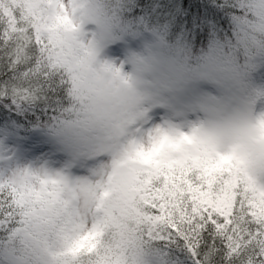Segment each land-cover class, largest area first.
I'll use <instances>...</instances> for the list:
<instances>
[{
    "label": "clouds",
    "instance_id": "clouds-1",
    "mask_svg": "<svg viewBox=\"0 0 264 264\" xmlns=\"http://www.w3.org/2000/svg\"><path fill=\"white\" fill-rule=\"evenodd\" d=\"M5 7L16 19L0 37L14 70L4 94L51 109L40 130L86 165L75 174L0 163V240L12 264H153L168 228L187 230L192 208L216 214L218 238L230 225L264 224V81L253 76L264 9L238 21L236 40L201 52L130 24L121 0ZM114 41H127L121 54ZM161 104L167 118L148 121Z\"/></svg>",
    "mask_w": 264,
    "mask_h": 264
},
{
    "label": "trees",
    "instance_id": "trees-1",
    "mask_svg": "<svg viewBox=\"0 0 264 264\" xmlns=\"http://www.w3.org/2000/svg\"><path fill=\"white\" fill-rule=\"evenodd\" d=\"M131 1L136 11L134 16L143 18L148 25L162 28L167 35L175 32L173 36L176 41H183L190 49L198 47L203 52L210 49L209 43L216 46L224 37L230 39L234 24L242 19L239 15L245 11L246 0ZM129 2L130 0H125V6L130 4ZM210 24L218 28L214 33L208 28ZM13 78L14 70L9 68L0 56V127L3 124H16L18 128L29 127L32 131H38L40 122L51 109L43 104H21L15 98L6 96L4 89L7 87V81ZM47 87L49 95L55 100L57 86L50 84ZM161 245L162 247L156 250L155 257L161 259L163 264H240L239 256L228 254L221 239L210 230L203 232L194 249L183 241L178 242L174 237H164ZM5 247L8 248L4 241L0 240V251Z\"/></svg>",
    "mask_w": 264,
    "mask_h": 264
},
{
    "label": "rangeland",
    "instance_id": "rangeland-1",
    "mask_svg": "<svg viewBox=\"0 0 264 264\" xmlns=\"http://www.w3.org/2000/svg\"><path fill=\"white\" fill-rule=\"evenodd\" d=\"M124 1L125 0H121V3L124 6L123 10L128 16V22L130 24L147 25L150 28L162 30V28H156L155 26L146 24L143 18L134 16L136 11L131 4L133 2L130 0V4L125 6ZM207 2H209V0H207ZM244 2V16H241V14L239 15L242 19L246 18L247 13L250 10L264 9V0H246ZM180 11L184 13L182 9H180ZM238 21L233 26V32L229 36L230 39L224 37L222 41L232 42L236 40L238 32L242 31ZM208 28H210L211 33H214L215 30L218 29L215 25L212 26L211 24ZM164 34L167 35L165 32ZM174 34L175 32L170 35L168 34L167 36L175 39L173 36ZM126 43L127 41H114L111 45L112 51L116 54H121L124 51L121 44ZM213 47L214 46L209 43L208 48L211 49ZM196 49H198V47ZM236 51L239 53L241 59L246 58L247 51L244 47L238 46ZM253 76L257 81H264V60L258 58V62L253 70ZM183 114L184 112L181 110H176L174 112V115L177 118ZM166 118L167 112L165 111V106L161 104L154 106L150 110L148 121L159 122ZM29 129V127L18 128L16 124H3V126L0 127V163H8L12 165L39 164L41 166H51L55 168L68 167L72 169L75 174H83L85 172V163L81 162L80 164H77L75 161L69 162L67 159V152L63 148L58 147L46 133L41 132L40 130L32 131ZM13 257L14 252L12 249L6 247L3 248L2 251H0V264H12ZM153 264H163V262L158 257H154Z\"/></svg>",
    "mask_w": 264,
    "mask_h": 264
},
{
    "label": "snow or ice",
    "instance_id": "snow-or-ice-1",
    "mask_svg": "<svg viewBox=\"0 0 264 264\" xmlns=\"http://www.w3.org/2000/svg\"><path fill=\"white\" fill-rule=\"evenodd\" d=\"M18 0H0V37H3L7 31V26L12 24L16 19V12L11 7H5V4H15ZM3 39H0V43ZM17 100V99H16ZM18 101V100H17ZM23 104V101H19ZM241 210L244 209V204L237 199ZM160 205H152V212L154 215L160 214ZM192 217L187 221V230L181 231V229L173 225L168 228L169 239L175 238L178 242L183 241L190 248L193 247V238H195L196 246L198 245L199 238L205 231H211L217 236L215 231L220 223L217 220L216 214L191 209ZM235 212V207L233 208ZM251 215V213H249ZM231 217H229V220ZM161 236H165L161 233ZM222 243L230 255H238L239 258L245 261V264H264V224L256 223L255 228L241 231L238 228H234L231 225L228 230L220 237Z\"/></svg>",
    "mask_w": 264,
    "mask_h": 264
}]
</instances>
